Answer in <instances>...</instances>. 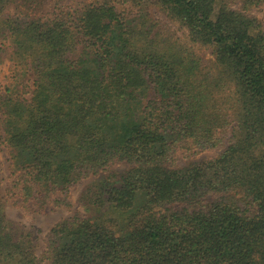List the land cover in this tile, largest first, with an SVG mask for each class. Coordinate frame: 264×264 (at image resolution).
<instances>
[{
	"label": "trees",
	"instance_id": "trees-1",
	"mask_svg": "<svg viewBox=\"0 0 264 264\" xmlns=\"http://www.w3.org/2000/svg\"><path fill=\"white\" fill-rule=\"evenodd\" d=\"M49 1L0 0V264H264V0ZM93 176L40 254L2 212Z\"/></svg>",
	"mask_w": 264,
	"mask_h": 264
},
{
	"label": "rangeland",
	"instance_id": "rangeland-1",
	"mask_svg": "<svg viewBox=\"0 0 264 264\" xmlns=\"http://www.w3.org/2000/svg\"><path fill=\"white\" fill-rule=\"evenodd\" d=\"M65 4H73L80 1H91V0H63ZM49 0H44L43 12L47 11ZM23 9L21 5H13L11 9ZM37 10V9H36ZM148 11L155 18L158 17L161 20L163 19L161 12H159L153 5L148 6ZM37 12H39L37 10ZM263 25L264 27V5H262L259 9L253 10L251 12ZM171 29H176V25L174 27L171 26ZM176 33L180 35L179 29L177 28ZM203 50V51H202ZM203 55L208 56V51L201 49ZM10 62L7 60L5 55H2V62L0 63V80L2 84H6L9 80L10 76ZM218 150H205L200 152L199 154L190 157L188 160H183L181 157L177 160V165L182 166L187 162H192L195 160H200L202 158H209L217 154ZM8 153L6 149L0 147V187L1 190L8 188L11 184V180L13 177L10 175L8 161H7ZM113 169H121L122 165L117 164L112 167ZM98 177H88L85 180L73 185L68 192L67 200L69 202L68 205L58 204L53 205L49 204V208L46 210L39 212L37 211L29 201L24 202L19 195H6L4 196V200L1 205L2 212L8 222L12 224L13 227L18 229V231L29 232L33 241L34 249L37 254H40L43 249V241L45 239V235L50 229V227L56 223L61 218L72 215L74 212H78L80 215H85V210L79 203V196L84 188V186L97 179ZM56 196H60L57 194Z\"/></svg>",
	"mask_w": 264,
	"mask_h": 264
}]
</instances>
